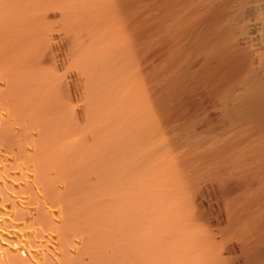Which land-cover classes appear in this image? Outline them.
I'll return each mask as SVG.
<instances>
[{"label":"bare ground","instance_id":"bare-ground-1","mask_svg":"<svg viewBox=\"0 0 264 264\" xmlns=\"http://www.w3.org/2000/svg\"><path fill=\"white\" fill-rule=\"evenodd\" d=\"M0 264H264V0H0Z\"/></svg>","mask_w":264,"mask_h":264}]
</instances>
